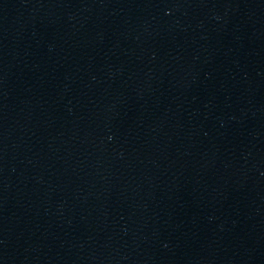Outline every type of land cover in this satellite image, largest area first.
Wrapping results in <instances>:
<instances>
[{
  "label": "water",
  "instance_id": "1",
  "mask_svg": "<svg viewBox=\"0 0 264 264\" xmlns=\"http://www.w3.org/2000/svg\"><path fill=\"white\" fill-rule=\"evenodd\" d=\"M192 264H264V148Z\"/></svg>",
  "mask_w": 264,
  "mask_h": 264
}]
</instances>
